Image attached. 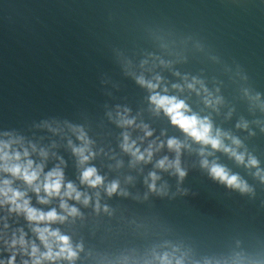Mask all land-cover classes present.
I'll list each match as a JSON object with an SVG mask.
<instances>
[{"label": "water", "instance_id": "obj_1", "mask_svg": "<svg viewBox=\"0 0 264 264\" xmlns=\"http://www.w3.org/2000/svg\"><path fill=\"white\" fill-rule=\"evenodd\" d=\"M141 75L161 76L169 94L239 138V151L264 170V0H0V133L47 149L45 172L62 159L66 181L91 197L87 206L69 200L80 215L52 225L82 246L75 264H157L155 257L165 252L185 264H264V183L254 175L257 169L214 151L207 158L252 191L212 179L201 167V145L151 110L148 90L136 81ZM184 77L202 81L220 99L215 110L205 106L203 93L172 88ZM124 109L153 136L141 142L142 130L119 127L116 113ZM241 122L248 128H238ZM74 129L92 141L96 155L87 166L105 183L118 181L117 193L80 184L69 146L81 145ZM125 131L142 151L170 137L191 145L180 156L186 176L154 167L165 156L176 158L166 146L150 163H133L120 147ZM153 171L161 191L145 183ZM14 186L25 188L19 181ZM29 196L32 206L63 214L58 199L42 205ZM3 216L9 235L23 228L35 238L22 216L0 209Z\"/></svg>", "mask_w": 264, "mask_h": 264}, {"label": "clouds", "instance_id": "obj_2", "mask_svg": "<svg viewBox=\"0 0 264 264\" xmlns=\"http://www.w3.org/2000/svg\"><path fill=\"white\" fill-rule=\"evenodd\" d=\"M163 64L164 62L161 61ZM179 75V73H176ZM137 83L148 90V102L151 110L157 114H163L170 124L178 128L184 136L193 143L201 145L199 155L202 157L201 167L208 171L212 179L224 184L233 190L241 193L251 192L246 181L239 175L233 174L223 165L216 161H210L207 157L214 151H222L233 158L237 164L246 168H256L254 173L262 183H264V170L259 168V161L250 154L239 151L242 142L239 138L215 128L212 120L208 116H201L193 112L186 100L177 95L169 94L167 86H162L163 79L156 75L152 79H146L143 75L136 77ZM185 83L173 84L172 88L183 91L187 88L195 92L198 96L204 94V104L206 107L215 110L216 105L221 101L213 98L212 94L204 87L203 82L192 78L191 82L184 77ZM199 85V88L197 87ZM259 100V94L255 97ZM264 107V105H262ZM130 110L117 111L116 123L121 128H139L143 131L144 139L153 136V130L146 124H137L135 117H130ZM238 128L247 129V122L237 124ZM264 131V128L261 129ZM77 139L81 141L80 146H69L80 170V184L89 188H103L109 195H113L119 190V182L113 181L105 183V178L98 173L94 166H87L96 153L92 151V141L89 140L83 129H74ZM253 134V133H250ZM225 140L230 141L226 144ZM167 147L170 152L176 154L174 160H169L167 156L158 160L155 168L164 171H171L181 180L186 176V170L181 167L180 156L183 149H189L191 145L175 137H170L166 141H151L146 148L141 150L137 141L131 138L129 132L122 133L121 149L133 158V163H150L156 152ZM210 147L212 152H206L205 148ZM37 155L40 161L37 162L32 157ZM54 155V153H53ZM49 158V151L38 147L31 142H25L22 137L15 136L10 132L0 133V209H6L9 215L22 216L29 225L34 239L28 238L23 228L16 229L9 235L8 217H0V264H17V257H20V264H75L78 259L81 245H73L71 238L63 234L58 228H53L56 223H64L70 217L80 215L79 210L68 203L69 200L80 202L87 206L91 197L87 192H82L71 181H66L63 167L64 161L45 172V162ZM160 179L155 171L150 172L145 178L150 191H161L157 189V181ZM19 181L25 186L23 190L15 187ZM29 191L34 193L37 202L42 205L50 204L54 199L59 200V208L62 213H58L56 208L44 211L41 208L32 206ZM126 194V193H120ZM96 208L99 210V193L96 194ZM39 241V243H37ZM175 251V250H174ZM7 258H3L4 254ZM157 264H185L182 257L165 252L155 257Z\"/></svg>", "mask_w": 264, "mask_h": 264}]
</instances>
